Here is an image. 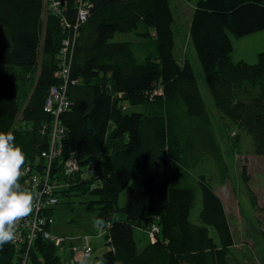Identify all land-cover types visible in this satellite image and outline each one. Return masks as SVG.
I'll use <instances>...</instances> for the list:
<instances>
[{"label":"trees","instance_id":"16d2710c","mask_svg":"<svg viewBox=\"0 0 264 264\" xmlns=\"http://www.w3.org/2000/svg\"><path fill=\"white\" fill-rule=\"evenodd\" d=\"M78 1L65 0L60 15L43 17L42 0H0V132L15 135L27 157L24 170L48 172L53 185H63L55 192L57 205L71 194L93 199L87 210L111 225L102 264H244L216 194L229 173L219 133L192 67L173 55L170 0ZM263 30L264 0H198L189 28L213 106L229 126L251 137L260 157L264 52L255 64L233 62L232 41ZM129 33L137 40L114 41ZM65 66L66 77L56 76ZM35 74L32 90L20 94L17 79ZM62 87L69 106L55 116L46 103L51 89ZM128 106L141 110L125 113ZM54 122L65 136L54 156L43 158ZM70 158L78 170L66 174ZM153 215L159 233L151 241ZM135 230L141 231L138 242ZM26 249L5 245L0 264H68L41 236Z\"/></svg>","mask_w":264,"mask_h":264},{"label":"rangeland","instance_id":"374dc122","mask_svg":"<svg viewBox=\"0 0 264 264\" xmlns=\"http://www.w3.org/2000/svg\"><path fill=\"white\" fill-rule=\"evenodd\" d=\"M57 0H42L43 17H46L48 6ZM198 0H170L174 22L173 55L178 63H183L185 58L193 69L195 79L200 87L203 98L213 117L214 126L219 133V143L223 157L228 164L229 173L222 187L216 189L226 213L235 241L236 253L245 255L242 259L244 264H264V157L256 156L253 152L251 137L229 126L226 120L221 118L215 109L210 96L208 84L189 37V28L193 18L194 4ZM137 38L133 33L116 34L115 42H134ZM234 52L233 62L244 61L255 64L257 54L264 52V30L251 34L247 37L232 41ZM152 48L149 49L150 52ZM39 68V66H38ZM36 74L17 79L20 84V94L32 90ZM23 100V98H22ZM140 107H126L125 113L139 112ZM20 118V117H19ZM238 137V141L235 138ZM215 184V181L214 183ZM127 198L124 191L118 201L119 207H123ZM93 199L87 195L71 194L63 196L60 203L54 207L53 224L50 234L54 237H64L59 254L62 260L68 264H85L83 260V247L86 245L84 238L91 241L93 253L87 264H96L101 256L107 251L105 233L101 234L93 227L96 219V211H88L86 203ZM157 205L154 211H157ZM201 210L200 197L197 204L191 210L190 221L198 223L197 217ZM210 235L216 240V234L209 228ZM138 230L134 231L135 240L140 241ZM141 243H145L142 238ZM54 245V244H53ZM76 249V250H74ZM249 251H248V250ZM58 250V248H57ZM254 260V263L252 261ZM27 264H32L28 261Z\"/></svg>","mask_w":264,"mask_h":264},{"label":"built area","instance_id":"2783aa9c","mask_svg":"<svg viewBox=\"0 0 264 264\" xmlns=\"http://www.w3.org/2000/svg\"><path fill=\"white\" fill-rule=\"evenodd\" d=\"M80 0L78 1V3ZM61 0H57L56 2H51L48 6V10L46 15L55 14L60 15L61 11ZM79 18L84 21L85 16H87V9L84 4H81L78 12ZM44 16V15H43ZM63 49L62 53L65 55L66 49L69 47V43L67 41L62 43ZM68 73V68L65 66L61 71L58 72L56 76L58 77H66ZM69 103L65 99L64 88L58 90L57 88H52L50 91L49 99L46 103V110L49 112L51 110L54 111V115L60 114L63 110L68 108ZM56 108V109H55ZM64 131L58 127V124L54 122L50 140V148L48 153H43V158L51 159L54 154V146L60 139L64 138ZM66 174H71L78 170L77 164L74 159L70 158L65 163ZM24 178L26 182V186L33 190L34 192L39 194L38 207L34 210L32 215H30L27 220L22 221L18 231H17V239L14 244H26L27 249L32 246L33 242L38 236H41L44 240L53 243L58 250H61V245L65 241L64 237H54L50 234V227L53 224V217L51 216L52 208L57 205L58 199L56 197L55 192L61 190L63 185L55 186L51 183L48 172L43 175L37 173L34 170H30L28 167L24 170ZM33 177H35V181H33ZM158 217L156 215L152 216V223L150 224L147 232L148 237L151 241L155 239V236L159 233V227L156 224ZM86 245L83 247V258L87 253V258L91 256V249L89 244V239L84 238ZM26 249V251H28ZM76 250V249H74ZM27 256V253H26ZM26 264V260L24 263Z\"/></svg>","mask_w":264,"mask_h":264},{"label":"clouds","instance_id":"9594fccd","mask_svg":"<svg viewBox=\"0 0 264 264\" xmlns=\"http://www.w3.org/2000/svg\"><path fill=\"white\" fill-rule=\"evenodd\" d=\"M15 140L11 131L0 132V250L16 241L21 222L32 215L39 201V194L29 189L26 182L21 183L27 157ZM110 226L104 217L93 221V227L101 234ZM85 257L87 264V253Z\"/></svg>","mask_w":264,"mask_h":264},{"label":"water","instance_id":"95a60500","mask_svg":"<svg viewBox=\"0 0 264 264\" xmlns=\"http://www.w3.org/2000/svg\"><path fill=\"white\" fill-rule=\"evenodd\" d=\"M65 0H61V3L63 4ZM263 239H264V232H263Z\"/></svg>","mask_w":264,"mask_h":264},{"label":"crops","instance_id":"0c3cea01","mask_svg":"<svg viewBox=\"0 0 264 264\" xmlns=\"http://www.w3.org/2000/svg\"><path fill=\"white\" fill-rule=\"evenodd\" d=\"M139 232V231H138ZM141 232V231H140ZM89 242H90V240H89ZM91 258V257H90ZM90 258H87V259H90ZM83 260H85V259H83Z\"/></svg>","mask_w":264,"mask_h":264},{"label":"bare ground","instance_id":"6f19581e","mask_svg":"<svg viewBox=\"0 0 264 264\" xmlns=\"http://www.w3.org/2000/svg\"><path fill=\"white\" fill-rule=\"evenodd\" d=\"M56 116V115H55Z\"/></svg>","mask_w":264,"mask_h":264}]
</instances>
